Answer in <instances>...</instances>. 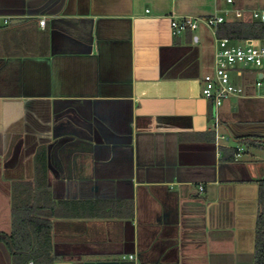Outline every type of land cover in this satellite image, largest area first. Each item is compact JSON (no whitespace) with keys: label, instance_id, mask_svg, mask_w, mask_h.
I'll return each mask as SVG.
<instances>
[{"label":"crops","instance_id":"1","mask_svg":"<svg viewBox=\"0 0 264 264\" xmlns=\"http://www.w3.org/2000/svg\"><path fill=\"white\" fill-rule=\"evenodd\" d=\"M254 10L264 0H0V232L12 196H31L51 215L45 264H254L264 99L246 82L205 100L214 34L170 27Z\"/></svg>","mask_w":264,"mask_h":264},{"label":"trees","instance_id":"2","mask_svg":"<svg viewBox=\"0 0 264 264\" xmlns=\"http://www.w3.org/2000/svg\"><path fill=\"white\" fill-rule=\"evenodd\" d=\"M216 37L230 39L251 38L264 42V21L245 18L243 20L225 19L216 26ZM250 145L264 152V138H253ZM37 158V157H36ZM44 167V156L36 163ZM39 167V165L37 166ZM44 179V178H43ZM12 196L11 231L0 232V242L4 243L11 255V264H45L53 261L50 242V214L42 213L39 205L30 200ZM49 199V198H48ZM259 211L256 220L254 240V264H264V179L259 181Z\"/></svg>","mask_w":264,"mask_h":264},{"label":"built area","instance_id":"3","mask_svg":"<svg viewBox=\"0 0 264 264\" xmlns=\"http://www.w3.org/2000/svg\"><path fill=\"white\" fill-rule=\"evenodd\" d=\"M250 18L264 21V11H252ZM224 20L223 16L216 14L208 17L173 16L170 18V27L174 35H180L186 30L194 31L200 24H204L214 34V69L201 78L200 92L205 100L219 107L228 99L245 97L243 82L247 81L248 76L253 78L252 87L257 90L256 97L264 99V42L258 45L260 40L251 38L216 37V26ZM38 24L43 27L45 19L39 20ZM231 71L241 80L240 85L230 81ZM242 150L243 147L238 146V151Z\"/></svg>","mask_w":264,"mask_h":264},{"label":"rangeland","instance_id":"4","mask_svg":"<svg viewBox=\"0 0 264 264\" xmlns=\"http://www.w3.org/2000/svg\"><path fill=\"white\" fill-rule=\"evenodd\" d=\"M249 18V17H247ZM263 42L262 41H258V45H262ZM252 80L253 78L251 76H248V79L247 81L243 82V84H246V82L248 84H251L250 87H252ZM230 81L233 83V84H236V85H240L242 82L241 80L235 75V72L234 71H231L230 72ZM252 91L257 92V90L253 89V87L251 88ZM232 100H237V98H231Z\"/></svg>","mask_w":264,"mask_h":264}]
</instances>
